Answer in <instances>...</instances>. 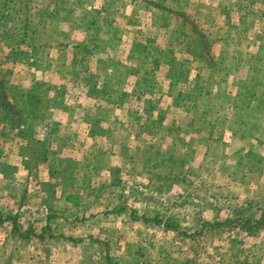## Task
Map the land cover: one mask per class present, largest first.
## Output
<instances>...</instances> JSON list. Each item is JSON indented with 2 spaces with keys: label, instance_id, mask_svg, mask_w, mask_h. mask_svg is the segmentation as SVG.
Returning a JSON list of instances; mask_svg holds the SVG:
<instances>
[{
  "label": "rangeland",
  "instance_id": "1",
  "mask_svg": "<svg viewBox=\"0 0 264 264\" xmlns=\"http://www.w3.org/2000/svg\"><path fill=\"white\" fill-rule=\"evenodd\" d=\"M20 1L0 0V15ZM154 1L63 0L64 12L43 22L49 32L28 40L16 57L8 48L22 34L12 29L21 27L0 20V82L7 90L0 114L32 107L24 122L50 124L47 140L53 141L48 149L34 148L37 166L52 158L34 170L37 185L29 183V196L48 191L41 205L59 216L74 214L66 194H75L81 205L92 202L87 226L69 219L64 236L87 244L89 234L97 235L116 264H264V230L257 235L236 226H203L222 223L238 210L264 208V0H168V10L152 6ZM47 3L34 0L33 6L40 12ZM55 3L50 0V10ZM199 40L209 68L193 57ZM47 42L52 49L36 62L35 47ZM134 46L146 65L130 57ZM172 66L184 67L183 77L169 86ZM104 83L115 97L126 93L121 103L94 88ZM143 90L144 105L134 94ZM58 98L65 108L53 105ZM85 119L92 120L88 132ZM1 147L8 150L4 161L19 166L15 143ZM9 165L0 159V190L18 198L16 185L4 180ZM83 168L87 176L74 177ZM76 185L84 189L76 193ZM88 189L98 197L87 198ZM0 198V207L12 215L22 203L8 192ZM119 203L127 209L123 213L105 211L104 205L110 210ZM73 259L80 261L76 254Z\"/></svg>",
  "mask_w": 264,
  "mask_h": 264
},
{
  "label": "trees",
  "instance_id": "2",
  "mask_svg": "<svg viewBox=\"0 0 264 264\" xmlns=\"http://www.w3.org/2000/svg\"><path fill=\"white\" fill-rule=\"evenodd\" d=\"M33 1L34 0H21L18 5L14 8H4L6 9L3 12V15H0V20L5 21V22H9L10 20L12 21V24H16L20 25V29H12L11 34H18L17 32H20L22 34H20V38L18 39L17 42H15L13 44V46L11 48H8V51L10 52L11 55L15 56L17 55V53L19 52V50L22 48V46L28 44V40L32 39V42H36L35 40L38 41V39L36 38L39 34H46L49 32L45 31L44 26L45 24H43L44 20H47V18H51L53 16H58L59 13L64 12V8L62 7L63 4V0H55V7L50 10L49 9V2L50 0H47V5H43V7L41 8L40 12L37 11V8H34L33 6ZM171 2H178L177 0H171ZM168 3V0H157L154 1V3H150L152 4V6L156 7L159 10H168L169 8L167 6H165L164 4ZM3 7H5V5L3 4ZM36 12V14H34ZM5 14V15H4ZM40 16V20L38 22L35 21L36 17ZM94 18V17H93ZM42 20V21H41ZM49 21L51 22V20L49 19ZM42 23V24H41ZM13 25V26H14ZM49 26V27H48ZM51 24H48L47 27L50 28ZM101 27H103V25H100ZM52 32V31H50ZM200 33L201 38L203 39L205 34L202 33L201 31L198 32ZM10 34V35H11ZM208 42V41H207ZM195 45L196 47L198 46V50H200L199 52H197L195 55H193V57L197 60H201V62H203L204 64H206L207 62V53L206 51L203 49V43L201 40L199 41H195ZM53 44L47 42V43H39V45L37 47H35V52L37 53L35 59L36 62L40 61V59H42V57L40 55H42L44 52L43 51H50L52 49ZM137 46V44H136ZM136 47H133V50L131 52L130 57L135 59L136 61H141V64H139V67H141L142 65H144L148 60L144 57L139 56V49L137 51V49H135ZM144 51H146L145 48H142ZM149 57H151L150 54ZM34 59V60H35ZM43 60V59H42ZM164 63H168L171 64L170 62L167 61H163ZM53 66L52 62L48 63V66ZM146 65V64H145ZM208 66V64H206ZM206 67V66H205ZM209 68V66H208ZM183 69L184 67L182 66H178L177 69H175L174 66L170 67V84L169 86H174L177 83H179V79L183 77ZM5 82L3 81V84ZM88 83V82H86ZM196 83L198 84V81H196ZM138 84V83H137ZM2 83L0 82V99H3L5 92L7 90H4L3 87H1ZM98 90H104V92H106V96L109 100L115 102V104L121 103L122 100L126 97V93H120L119 95H117L116 97L111 94V92H109V86L104 83L103 85H99L96 87H94ZM149 89V88H148ZM196 89H199V87H196ZM201 90V89H200ZM199 90V91H200ZM150 92V91H149ZM148 92V93H149ZM147 93V92H146ZM63 94V93H62ZM135 94V99L138 102H143L144 103L147 102L146 99H144L143 97L145 96V90H143L142 93H134ZM150 94V93H149ZM61 95V92L58 94ZM62 97V95L60 96ZM53 105H55L56 107L58 105H61V107L65 108V105L61 104V100L58 98V100H53ZM1 104V103H0ZM3 105H5V102H3ZM1 107V105H0ZM29 108L31 110L32 107L30 106H23L21 109H19L16 113L11 114L9 112L7 113H1L0 114V122L3 124V130H2V135L3 138L9 137L11 140L9 142H17L18 139L22 138L23 136V131H19L18 133H15V130L21 125V124H26L25 121V117L27 114H29V112H26V109ZM145 108V107H144ZM139 111V110H138ZM1 112V109H0ZM142 112L149 114V110L148 109H143ZM8 133V134H7ZM17 146H19V150L22 153L23 152H28V156L29 155H33L34 153L36 154V150L34 148H24L21 145V142H17ZM18 151V153H20ZM46 152V151H45ZM21 153L19 156H21ZM97 154L99 155L100 152L97 151ZM97 158V156H95V159ZM44 159V157L42 158V160ZM94 159V158H93ZM94 159V160H95ZM41 160V161H42ZM36 164V163H35ZM35 166V165H34ZM70 177V175L68 176ZM84 189L81 185L80 186H75L73 188V191H76V193L80 190ZM93 190V189H92ZM100 190V189H99ZM85 195L87 198H91L93 197L94 199H96L98 197V195L94 192H92L91 190H86L85 191ZM111 193H113L111 191ZM75 194H71V195H65V199L68 202H72L73 206V213H70V211H66L64 212V214H62L61 216L57 215V212L52 209V210H48L46 211V215H45V222L46 224L44 225V227L41 229L40 233H37V238L40 241H44L46 239H54V240H60L61 238L64 241H67L69 243H71V246L77 247V248H83L84 251L86 252L88 251H92L93 254L95 255L94 259H92V263L96 262L98 264H116L117 260L115 259V256L113 255V251L111 249V247H109L108 243H105V241L101 240L100 238L98 239L97 235H93V234H89L88 235V240L89 242L87 244H84V239L82 238H76L73 236H64V228L66 225V223L68 222L69 219H72L73 222H79L81 224H83L84 220H85V211L87 208H89V206L92 205L91 203H87L86 201H82V205L80 203H78V197H76ZM114 195V193H113ZM120 198V196H119ZM78 204V205H77ZM123 203H119L117 205H114L110 210L109 205H104L105 211H109L111 212L113 215L115 213H123L125 210H127L124 205H122ZM82 211H81V210ZM257 212L252 213L248 210H238L234 213L233 216L228 217L227 219H225L224 222L222 223H215L214 225H211L209 223H205L203 226L205 228H210V229H217L218 227L223 226H230V228H232L233 226H236V228H238L241 232L246 233V234H260V232L262 230H264V208H257L256 209ZM56 212V213H55ZM81 212L82 215L81 217H78V213ZM19 218V215L16 214L14 216V218H11L10 215L6 216L5 220H11L12 222V229L15 231L16 234H20L21 232H19L18 226H17V219ZM86 222L88 220H85ZM79 223V224H80ZM34 230H32V226L28 225L27 228L22 232L24 234V236H22L23 238H28L27 236H30L31 234H33ZM21 235V234H20ZM83 244L85 246L80 247V245ZM89 260H87V262H83V264H89Z\"/></svg>",
  "mask_w": 264,
  "mask_h": 264
},
{
  "label": "crops",
  "instance_id": "3",
  "mask_svg": "<svg viewBox=\"0 0 264 264\" xmlns=\"http://www.w3.org/2000/svg\"><path fill=\"white\" fill-rule=\"evenodd\" d=\"M82 95L85 98H88L86 91L84 93L82 92ZM96 106L97 108L102 107L99 104H96ZM45 110H49V109H45ZM41 112H43L44 114L42 118H46L48 111L42 110ZM91 121H92L91 119H85L84 123L87 126L86 131L88 129L90 130ZM65 127L66 125H63L62 123V126H60L61 132H63L66 129ZM2 130H3V124L0 122V140L2 139L4 141V143L2 144L0 143V147L6 143L11 144V142H5V138H3V135H2ZM49 130H50V124L47 125L45 122H42V123H37L36 125H33L31 127H29L28 124H25L24 127L21 126L20 128H17L15 130V133H18L19 131H23L22 138L18 140L19 142H21V145L24 148L29 149L32 147L35 148L36 146L42 145L45 149H48L47 148L48 146H53V141L49 142V140H47L49 138V135H47L46 131L49 133ZM39 134L41 135V137L39 136ZM44 134H45V138L43 137ZM46 135L48 137H46ZM62 135H64V133H62ZM65 136H66L65 137L66 147H70L72 136L71 134H68V136L67 135ZM17 142H15L16 146H17ZM62 145H63L62 151H65L64 143H62ZM17 150L20 152L19 146H17ZM7 151L8 150H6V148L4 147L0 148V152H3L0 159L5 164L9 165L2 158L3 155H7ZM20 153L18 154L20 155ZM57 154H62V153L58 152ZM84 154L86 155V152ZM62 157H63L62 155H59L58 158H61V159H57L56 163H59V161L62 160ZM20 158H21V162L18 161L19 166H17V164L9 165L10 174L6 175L7 173H5L4 175V180H8V181H5L6 183L8 184L12 183L16 185V188L14 191L16 194L19 195V197L15 198V195L11 194L13 191L11 192L7 190H0V194H3L4 192L5 193L8 192L10 193L11 197L14 200H18V201L22 200V203L19 204L17 206V209L14 211L15 212L14 215H12V212L8 211V209L0 207V258L5 257L4 260H7V261L4 262V264H72L74 262V259H73L74 254H76L77 258L80 260L79 262H77V264H83V262H87V260H89L90 262L89 264H96V262L92 263L93 262L92 259H94L95 257L92 251L87 250L85 252L83 248L79 249L77 247L71 246V243L64 241L62 238L60 240L46 239L44 241H40L37 238L36 236L37 231L38 233H40L41 229L46 224L45 222L46 211L50 210V207L46 208L43 205H41L42 199L44 198L46 193H48V191H46L45 189H44L45 191H41L42 194L39 197H41L42 199L36 197V199H38L36 203L37 206L33 207V205L30 204V201L33 202L36 200L35 197L33 196H36V193L38 194V192L34 191L33 192L34 195L29 196L30 191L27 190V186L29 185V183L33 185H37V181L35 180L36 174H34V170L39 168L40 166H48L52 157L47 156L46 158L42 160V163L39 164L38 166L33 163V156L32 155L28 156V152L22 151ZM86 159H87L86 157L83 159L84 163L86 162ZM95 161L97 162L96 159ZM101 161L103 162L102 163L98 162V163L103 164V165H106L108 163L107 158ZM25 164L27 166H25ZM56 167L58 168V164H56ZM93 175L96 176V174H93ZM84 176H87V172L85 171V168H83L82 171L81 169L74 171V177L78 178V177H84ZM1 179L3 180L0 174V180ZM32 179H34V181ZM43 192L44 193L46 192V193L43 194ZM1 197L5 198L3 196ZM16 214L19 215V218L17 219L16 223H17L19 232H21L20 233L21 235L16 234L15 231L12 229L13 227L11 226L12 225L11 220H5L6 216L10 215L11 218H14ZM30 216L31 218H29ZM87 222L85 223L86 226H87ZM28 225L32 226V230H34L33 231L34 233L31 234L30 236H27L28 238H23L22 236H24V234L22 232L27 228ZM79 225L82 226L81 223ZM54 246H56L57 248L54 249ZM71 249H74L75 251L73 250L71 252ZM70 254L71 255L73 254V255L71 256Z\"/></svg>",
  "mask_w": 264,
  "mask_h": 264
}]
</instances>
